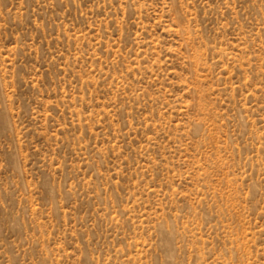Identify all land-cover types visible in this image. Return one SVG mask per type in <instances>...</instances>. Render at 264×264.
Masks as SVG:
<instances>
[{
    "label": "rangeland",
    "instance_id": "374dc122",
    "mask_svg": "<svg viewBox=\"0 0 264 264\" xmlns=\"http://www.w3.org/2000/svg\"><path fill=\"white\" fill-rule=\"evenodd\" d=\"M0 264H264V0H0Z\"/></svg>",
    "mask_w": 264,
    "mask_h": 264
}]
</instances>
